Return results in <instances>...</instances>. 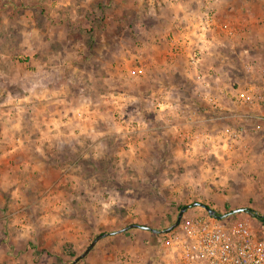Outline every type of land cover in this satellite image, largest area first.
Returning <instances> with one entry per match:
<instances>
[{
  "label": "rangeland",
  "instance_id": "1",
  "mask_svg": "<svg viewBox=\"0 0 264 264\" xmlns=\"http://www.w3.org/2000/svg\"><path fill=\"white\" fill-rule=\"evenodd\" d=\"M248 1L231 2L251 9L257 28L264 0ZM152 2L0 0V264H70L99 234L129 224L163 230L184 206V215L204 214L195 202L228 214L215 205L224 188L264 214V125L248 124L235 153L244 170L237 164L227 186L214 185L190 146L164 144L147 69L170 7ZM258 39L262 48L245 55L257 63L254 92L264 105V30ZM140 66L146 73L137 77ZM114 91L125 94L121 103L111 101ZM84 98L111 112L78 117ZM168 235H109L76 264H165Z\"/></svg>",
  "mask_w": 264,
  "mask_h": 264
},
{
  "label": "crops",
  "instance_id": "2",
  "mask_svg": "<svg viewBox=\"0 0 264 264\" xmlns=\"http://www.w3.org/2000/svg\"><path fill=\"white\" fill-rule=\"evenodd\" d=\"M151 1L155 6L164 3L170 7L168 16H164V25L160 27L166 37L161 45L154 44L153 50L150 49V55H153L147 69L152 90L148 92V99L153 102L154 112L159 111L155 120L158 115H163V129L167 134L164 144L167 147L190 146V159L197 156V161L202 164L200 169L205 168L212 174L214 185L227 186V176L233 174L237 164V171L244 170L246 161L241 158L238 163L235 153L237 147L241 149L245 144L248 124L254 123L251 128L255 131H258L255 129L257 124L264 125V105L259 103L260 99L255 104L249 103L255 87L252 72L255 63L245 55L247 49L251 52L253 45H259L258 37L264 30V12L259 14L261 25L258 23L257 29L254 27L257 18L251 9L239 10L231 2L236 0ZM208 9H211L210 22ZM160 18L157 14L154 16V19ZM114 66L120 71L118 64ZM140 68L133 70L137 77L146 73L144 67L143 70ZM241 93L245 94L244 99L240 98ZM123 94L114 91L109 97L111 101L121 103ZM159 100L163 103H158ZM104 107L99 109L100 114L111 112ZM96 110L84 98L78 117L88 120ZM151 124L152 128L157 127L156 122ZM180 153L184 158L189 157L186 150L181 149ZM224 190V197L215 199L218 201L215 205L233 210L245 206Z\"/></svg>",
  "mask_w": 264,
  "mask_h": 264
},
{
  "label": "built area",
  "instance_id": "3",
  "mask_svg": "<svg viewBox=\"0 0 264 264\" xmlns=\"http://www.w3.org/2000/svg\"><path fill=\"white\" fill-rule=\"evenodd\" d=\"M208 22L211 14L208 11ZM251 104L259 97L253 91ZM242 99L245 94L241 93ZM248 100V99H247ZM257 124V130L261 129ZM224 219L184 215L166 243L165 264H264V215Z\"/></svg>",
  "mask_w": 264,
  "mask_h": 264
},
{
  "label": "water",
  "instance_id": "4",
  "mask_svg": "<svg viewBox=\"0 0 264 264\" xmlns=\"http://www.w3.org/2000/svg\"><path fill=\"white\" fill-rule=\"evenodd\" d=\"M193 206L195 207H203L210 216L212 217H215V218H218V219H224L232 214H238V213H245V212H248L249 209L248 208H239V209H236V210H233L231 213H228V214H218L216 210L212 209L211 207L203 204V203H198V202H195L193 204ZM189 209V206H184L178 216H177V219L175 220V222L173 224H171L170 226H168L167 228L163 229V230H158V229H153V228H150V227H147V226H141V225H138V224H129L127 226H125L124 228H121L117 231H114V232H110V233H103V234H99L98 236H96L94 238V240L89 244V246L86 248V250L80 254L79 256H77L73 262H71L70 264H76L78 263L80 260H82L84 257H86V255L93 249V247L97 244L98 241H100L101 239L109 236V235H116V234H121V233H124V232H127L128 230L130 229H135V228H140V229H143V230H146V231H151L152 233L154 234H168L170 232H172L179 224L180 222L182 221V218L185 214V212Z\"/></svg>",
  "mask_w": 264,
  "mask_h": 264
},
{
  "label": "trees",
  "instance_id": "5",
  "mask_svg": "<svg viewBox=\"0 0 264 264\" xmlns=\"http://www.w3.org/2000/svg\"><path fill=\"white\" fill-rule=\"evenodd\" d=\"M249 212H250L251 215H253V212H252V211L249 210ZM230 213H231V212H230Z\"/></svg>",
  "mask_w": 264,
  "mask_h": 264
}]
</instances>
